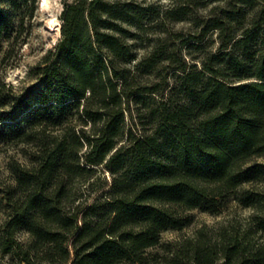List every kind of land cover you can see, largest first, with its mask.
<instances>
[{"label": "trees", "instance_id": "obj_1", "mask_svg": "<svg viewBox=\"0 0 264 264\" xmlns=\"http://www.w3.org/2000/svg\"><path fill=\"white\" fill-rule=\"evenodd\" d=\"M37 7L0 0V54ZM156 15L139 0L66 2L33 83L0 80V143L28 147L13 183L0 181V264H264V0L192 18L203 37L217 32V50L192 56L202 45L191 38L190 63L161 48L173 81L146 86L160 51L139 57L132 41ZM100 171L107 188L83 200L78 184ZM230 202L225 222L164 240L193 210L219 215Z\"/></svg>", "mask_w": 264, "mask_h": 264}, {"label": "rangeland", "instance_id": "obj_2", "mask_svg": "<svg viewBox=\"0 0 264 264\" xmlns=\"http://www.w3.org/2000/svg\"><path fill=\"white\" fill-rule=\"evenodd\" d=\"M73 0H51L49 8H44L43 0H38V7L35 13L31 16L29 8L23 9L21 13L24 16L22 33L18 41L14 45L5 47L0 54V80H5L6 83L15 86H29L33 83L32 76H28L29 71L37 65L42 58L51 50L55 49L61 37L62 13L66 2ZM142 4H153L158 15L153 21L147 24L146 32L141 36V40L132 41L137 47L139 57L147 55L149 52L160 51L167 47L166 50L175 49L187 62H193L189 55L190 49L184 43L191 38H199L202 45L201 49L192 48V56H207L210 51L215 52L218 47L217 32H208L203 37V27L196 26L192 18L198 16L206 17L211 9L222 2L223 0H139ZM179 4L187 5L192 12L184 20H177V15H168L167 11ZM22 15L20 17H22ZM56 17L58 25L57 29L51 28L53 17ZM195 42V41H194ZM197 43V42H195ZM162 48V49H161ZM165 49L162 51H166ZM160 51L159 65L152 76L143 75L141 78L142 85L150 86L156 82H160L167 78L169 82L173 81L174 68L177 63L169 65L167 59ZM137 60H134L131 65L135 66ZM138 125L140 121H135ZM129 126L134 124L130 118L128 120ZM136 128H139L136 126ZM28 149L26 145H5L0 143V181L5 184L13 183V177L10 170V164L13 160L22 163L27 162L24 155L25 150ZM110 176L107 173L98 172L95 178L91 181L94 183L90 187L88 182L85 184H78L80 193L83 194V200L87 199L92 202L93 199L101 194L107 188V181ZM91 182V183H92ZM90 187V188H89ZM87 188V189H86ZM3 206H0V214ZM237 212L233 202L229 204L227 210L219 215L211 214L199 209L193 210L191 215L192 222L188 224L182 231H167L163 234L164 240H172L181 236H190L202 227L213 228L220 223L225 222L228 218ZM242 214L247 211L241 210Z\"/></svg>", "mask_w": 264, "mask_h": 264}, {"label": "bare ground", "instance_id": "obj_3", "mask_svg": "<svg viewBox=\"0 0 264 264\" xmlns=\"http://www.w3.org/2000/svg\"><path fill=\"white\" fill-rule=\"evenodd\" d=\"M50 5H51V0H43V6H42V7H44V8H49ZM58 22H59V21H58L57 18L54 16V17H53V20H52V22H51V28H52V29H57L56 26L58 25Z\"/></svg>", "mask_w": 264, "mask_h": 264}]
</instances>
